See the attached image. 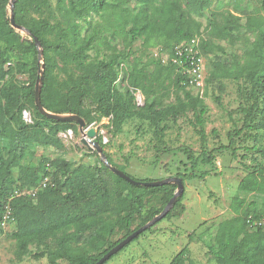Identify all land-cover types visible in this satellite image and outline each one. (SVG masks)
Instances as JSON below:
<instances>
[{"label":"trees","instance_id":"trees-1","mask_svg":"<svg viewBox=\"0 0 264 264\" xmlns=\"http://www.w3.org/2000/svg\"><path fill=\"white\" fill-rule=\"evenodd\" d=\"M8 2L0 0V229L5 228L1 221L9 210L5 221L7 226L15 224L17 258L27 255L29 246L34 245L45 248L49 264H60L61 259L67 264H95L121 239L158 214L176 188L175 184L133 185L101 161L92 166H74L63 159L50 161L45 157L39 164L30 160L34 145L61 147L55 124L70 125L72 130L77 125L74 121L47 118L35 106L34 88L40 65L34 36L43 51L40 101L47 111L78 115L87 126L107 118L113 133L122 132L128 119L138 117L154 128L158 142L163 141L165 121L176 122L191 112V124L200 138L201 157L194 158L187 152L191 170L176 176L182 181L204 177L208 172L197 174L198 162L210 164L214 153L223 150L230 151L237 159L238 149H242L246 151L242 159L249 153L250 162L243 163L245 175L239 181V191L264 197V20L261 17H246L242 27L255 32L254 39L241 54L212 61L204 78L203 93H193L195 87L188 83L182 66L174 61L175 58L181 64L186 61L184 54H176V47L184 43L183 53L187 45L197 48L203 56L211 54L210 41L203 37L196 16H201L212 0H15L14 20L29 29V39H22L11 26ZM260 2L264 10V0ZM210 24L211 33L217 38L235 36L229 29L213 26L212 21ZM104 36L113 40L120 37L126 43L125 48L103 52L101 57L92 54ZM136 39L143 44L137 51L158 46L160 54L150 64L145 63L141 54L135 55ZM163 53L166 58L161 56ZM14 54L23 56L19 67L27 72L24 81L17 80L12 70L5 68ZM130 70L137 73L134 88H121L117 81L120 77L125 80ZM225 79L236 85L241 125L227 133V144L208 150L204 96L211 84H218L223 91ZM170 88L174 93L172 101L164 104L160 99H151V95L160 91L168 96ZM13 90L17 91L15 101L10 97ZM136 90L144 96L143 105L136 103ZM220 98L214 96L218 103ZM86 100L90 101V108L85 105ZM23 110L29 112L30 122L23 118ZM33 129L39 130L35 140ZM244 137L252 143L246 144ZM95 139L104 147L101 135ZM105 154L116 166L109 154ZM15 168L20 169L17 177ZM46 176L47 185L35 196L14 194L15 190L37 186ZM238 199L234 196L231 204L236 215L219 222L216 229V261L264 264V228H254L246 222L248 215L263 214L264 204L260 209L253 200L241 209ZM182 200L181 194L161 220L181 207ZM86 203L90 206L84 212L82 206ZM116 236L120 237L114 239ZM48 241H52L53 249ZM185 250L186 247L181 249L169 264H181Z\"/></svg>","mask_w":264,"mask_h":264},{"label":"rangeland","instance_id":"rangeland-1","mask_svg":"<svg viewBox=\"0 0 264 264\" xmlns=\"http://www.w3.org/2000/svg\"><path fill=\"white\" fill-rule=\"evenodd\" d=\"M8 4L9 2L7 3L9 16ZM249 16L261 17L264 20V10L261 9L260 0H212L209 7L204 8L202 15L196 16L201 23L202 35L210 41L211 46V54L204 55L205 77L212 61L227 60L234 54H241L242 49L254 39L256 33L242 27L246 17ZM210 21L213 26L231 30L235 36L228 39L217 38L212 34V27H209ZM16 32L22 39L30 38L25 31L16 30ZM125 44L120 37L113 40L104 36L92 54L101 57L103 52L124 49ZM142 45V40H135L133 45L135 55L141 54L145 57V63L150 64L160 54L159 48L156 46L137 51L136 48H141ZM161 56L165 58L167 55L163 53ZM21 60H23L21 54H14L5 68H10L17 80L24 81L27 72L20 69ZM42 62L43 59L39 61L37 59V64ZM128 72L125 80H121L120 77L117 82L121 88L133 89V80L137 73L135 70ZM58 73L59 78H62L61 72ZM222 82L225 86L223 91L219 90L218 84H211L204 96V130L208 150L227 144V133L241 125V114L237 109L236 85L228 79ZM197 91L203 93L204 86L192 89L193 93ZM16 92L13 90L10 94L12 101H15ZM136 94L142 93L136 90L135 97ZM215 95H220L219 103L214 99ZM142 97L141 105L144 104V96ZM154 98L162 100L164 104L170 102L174 99L173 89H169L168 96L164 91L151 95V99ZM85 105L90 108V101L86 100ZM192 119L191 112H187L176 122L165 121L167 128L162 142H158L155 138L154 128L146 120L138 117L128 119L120 133H113L107 118L93 122L89 126L96 129L95 137L102 136L105 143L104 152L108 153L112 162L127 175L137 180H159L176 176L177 173H188L191 167L187 152H190L194 158L201 157L200 138L191 124ZM55 127L58 129L61 147L32 146L30 160L34 164H39L45 157L50 161L63 159L74 166H92L100 163L98 153L82 143L83 136L78 124L76 130H72L67 124H55ZM69 130H72V134L65 136ZM38 133L39 130H32L34 140ZM243 141L246 144L252 143L248 137H244ZM214 154L215 158L210 164L198 162L196 166L197 174L208 172L204 177L197 176L183 180L182 206L176 208L169 218L159 220L143 231L135 241L106 264H169L184 247L186 250L180 258L181 264H218L215 258L218 254L215 242L216 229L219 222L236 215L231 206L233 197L238 196L237 205L241 209H245L253 200L258 202L257 205L261 209L264 197L254 192L239 191V181L245 175L243 163L250 162L249 153L245 159L241 157L242 154H246L242 149H238L237 159L227 150ZM19 170V168L14 169L16 177ZM89 206L90 204L86 203L82 206V210L87 212ZM14 232V223L0 229V264H49L45 248L34 245L29 246L30 251L27 255L17 258ZM118 237L120 236L114 239ZM48 246L51 249L55 247L52 241H48ZM60 264L67 262L61 259Z\"/></svg>","mask_w":264,"mask_h":264},{"label":"water","instance_id":"water-1","mask_svg":"<svg viewBox=\"0 0 264 264\" xmlns=\"http://www.w3.org/2000/svg\"><path fill=\"white\" fill-rule=\"evenodd\" d=\"M14 3L15 0H9V21L11 23V26L17 30V31H25L27 34L31 35V32L29 29L18 25L15 20H14ZM34 45L37 50V59L38 61L42 59L43 56V51L42 47L40 44L39 39L34 36ZM39 69L37 70V78L35 82V88H34V103L35 106L37 107L38 111L46 116L47 118H51L54 120H59V121H74L78 124L79 131L81 132L83 138H82V143L86 146L92 147L99 155L100 161L114 174L117 176H120L121 178L125 179L129 183L133 185H141V186H159L163 184H175L176 188L175 191L172 195V197L169 199V201L166 203L164 208L156 214L153 218H151L149 221H147L145 224L141 225L134 231H132L130 234H128L126 237L121 239L118 243H116L113 247H111L106 253H104L96 262L95 264H103L105 261H107L111 256L116 254L118 251H120L124 246H126L128 243H130L135 237H137L140 233L145 231L147 228L151 227L154 225L156 222L161 220L173 207L175 204L177 198L183 193V181L180 177L178 176H170L166 178H162L159 180H137L129 175H127L124 171L120 170L118 167L113 166L104 150L101 144L95 140V134H96V129L93 126H87L85 124V120L75 114H58L54 113L51 111H47L41 104L40 101V89H41V81H42V70H43V63L38 64Z\"/></svg>","mask_w":264,"mask_h":264},{"label":"built area","instance_id":"built-area-1","mask_svg":"<svg viewBox=\"0 0 264 264\" xmlns=\"http://www.w3.org/2000/svg\"><path fill=\"white\" fill-rule=\"evenodd\" d=\"M194 42V40L192 41ZM184 45V43H181L178 45L176 54L179 56L183 55L185 56V64H181V61L177 58L174 59V61L178 62L184 71V74L187 76L188 83L191 86H194L196 89L204 86V78H205V58L202 54H199L197 51V48L193 49L191 46H184L185 52L183 53L181 51V47ZM167 57V56H166ZM165 57V58H166ZM143 95L142 94H136V102L138 105H141L143 102ZM23 118L30 122V114L28 111L23 110ZM71 130H69L65 136L71 135ZM49 181V178L46 176L43 178V180L35 187L30 188H24L23 190H15L14 194H29L32 196H35V194L38 192L39 189L44 188ZM9 213V210H7L6 214L4 215V220L1 221V226L6 227V221L7 215ZM246 221L251 227H262L264 228V213L261 214L258 217H253L252 215H248L246 217Z\"/></svg>","mask_w":264,"mask_h":264},{"label":"bare ground","instance_id":"bare-ground-1","mask_svg":"<svg viewBox=\"0 0 264 264\" xmlns=\"http://www.w3.org/2000/svg\"><path fill=\"white\" fill-rule=\"evenodd\" d=\"M206 74V73H205Z\"/></svg>","mask_w":264,"mask_h":264}]
</instances>
